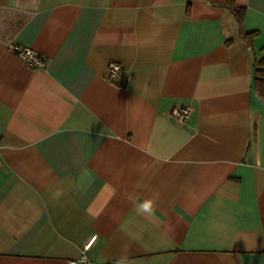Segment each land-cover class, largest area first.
Listing matches in <instances>:
<instances>
[{
	"label": "crops",
	"instance_id": "0c3cea01",
	"mask_svg": "<svg viewBox=\"0 0 264 264\" xmlns=\"http://www.w3.org/2000/svg\"><path fill=\"white\" fill-rule=\"evenodd\" d=\"M235 5L251 46L209 0H0V264L92 235L97 264H264V0Z\"/></svg>",
	"mask_w": 264,
	"mask_h": 264
},
{
	"label": "built area",
	"instance_id": "2783aa9c",
	"mask_svg": "<svg viewBox=\"0 0 264 264\" xmlns=\"http://www.w3.org/2000/svg\"><path fill=\"white\" fill-rule=\"evenodd\" d=\"M8 50L17 55L20 59L24 61V63L28 64L31 67H42L45 65V60L42 56H40L36 51L31 49L28 46L18 45L15 42L8 44ZM119 67L115 64H110V70L112 72L117 71ZM172 115L178 120H186L191 115V108L188 106L175 108L172 111ZM96 239V235H92L88 241L85 243L82 249V255L79 259L71 260V264H97L93 260H91L86 251L90 248L94 240Z\"/></svg>",
	"mask_w": 264,
	"mask_h": 264
},
{
	"label": "trees",
	"instance_id": "16d2710c",
	"mask_svg": "<svg viewBox=\"0 0 264 264\" xmlns=\"http://www.w3.org/2000/svg\"><path fill=\"white\" fill-rule=\"evenodd\" d=\"M212 4L228 9L237 21L240 34L248 46L252 45L253 34L243 30L244 9L235 5V0H209ZM254 90L264 100V56L254 59Z\"/></svg>",
	"mask_w": 264,
	"mask_h": 264
},
{
	"label": "clouds",
	"instance_id": "9594fccd",
	"mask_svg": "<svg viewBox=\"0 0 264 264\" xmlns=\"http://www.w3.org/2000/svg\"><path fill=\"white\" fill-rule=\"evenodd\" d=\"M257 166H260V160L257 159L256 161ZM153 211V202L151 200H145L141 203H139L138 207H137V212L138 213H146V214H151Z\"/></svg>",
	"mask_w": 264,
	"mask_h": 264
}]
</instances>
